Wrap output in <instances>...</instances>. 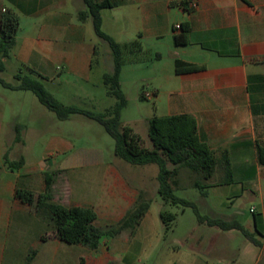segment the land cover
I'll list each match as a JSON object with an SVG mask.
<instances>
[{
  "label": "crops",
  "instance_id": "obj_1",
  "mask_svg": "<svg viewBox=\"0 0 264 264\" xmlns=\"http://www.w3.org/2000/svg\"><path fill=\"white\" fill-rule=\"evenodd\" d=\"M6 1L11 3L13 9H0V33L3 16L8 12L18 16L24 13L30 17H43L39 22L40 32L53 34L57 41L61 38L70 44L68 49V44L63 47L59 42L44 44L39 40L38 48L45 56L41 61L43 68L59 61L72 70L88 74L92 47L77 45L75 53L73 46L79 33L75 27L81 26L73 23L72 11L78 16V12L86 8L84 0ZM112 1L117 6L108 10L116 11L129 6L133 12L139 13V35L153 37L157 43L167 42L168 60L158 76L162 82H151L152 94L157 99L161 96L167 98L165 113L161 116L192 115L197 121L201 140L216 152L228 151L233 182L223 184L224 173L221 169L217 170L213 179V194L222 195L223 200L213 201L210 216L238 221L237 216L243 214L242 209L230 213L222 210L228 202H234L231 187L239 184L243 196L255 198L262 194L261 182L264 179V165L259 161V146L264 148V0H190L196 2L194 8L189 4L186 7L181 5L183 0ZM68 7L72 9L70 12ZM184 23L190 27L189 43L178 46L174 40V29ZM18 47L16 38L11 51L14 57L30 60L26 48L19 47L17 53ZM158 58L163 61L164 55L159 53ZM8 59L4 60L5 65ZM177 59L196 65L199 69L177 73ZM5 95L0 92L2 98ZM5 102L8 101L0 100V139L3 135ZM17 126H14L15 129ZM9 143L0 142L4 154ZM12 143H15V139ZM103 159L102 156H89L79 163L66 156L59 168L66 171V188L75 190L76 195L80 189V200L73 206L92 207L98 214V226L119 222L133 207L141 191L129 181L119 166L104 163ZM49 161L44 160L41 168L31 169H27L25 163L16 171L9 170L3 163L0 165V264H25L33 249H37L38 253L31 264H41L44 255L49 256L50 264H57L59 260L60 264H135L138 233L147 215L133 234L124 231L118 237L103 242L97 250L78 245L80 253L75 254L74 248H66L63 246L65 242L56 237L54 227L47 231L46 227H50L45 224L47 220L37 217L34 206L16 198L18 187L36 193L44 191V173L51 171L53 163L51 159ZM54 199L58 201L55 186ZM253 209L251 207L250 211ZM260 222L258 218L254 220L255 231L250 226L246 229L254 235L259 232ZM233 231L213 227V257L217 260L216 264H224L233 254L234 250L227 245V235ZM249 244L253 247L250 251L256 254L253 264H261L264 244L256 246L251 241ZM191 253L196 254L194 250Z\"/></svg>",
  "mask_w": 264,
  "mask_h": 264
},
{
  "label": "rangeland",
  "instance_id": "obj_2",
  "mask_svg": "<svg viewBox=\"0 0 264 264\" xmlns=\"http://www.w3.org/2000/svg\"><path fill=\"white\" fill-rule=\"evenodd\" d=\"M2 7L13 9L11 3L6 0L0 2V9ZM68 10L70 12L72 9ZM72 13L73 23L81 26L75 27L79 32L73 42L75 53L77 45L92 47L93 54L88 74L72 70L59 61L53 66L46 65L43 68L41 61L45 56L38 48L39 40L44 44L59 42L63 47L68 44V49L70 44L61 38L57 41L53 34L41 33L39 22L44 19L43 17H30L20 13V30L16 38L19 47L26 48L27 56L31 59L28 61L17 59L12 52L6 63V70L0 73V78L13 83L15 76L22 73L42 83L46 91L65 106L96 114L105 113L117 103L115 97L108 95L103 80L105 74L114 71L112 51L109 44L96 34L92 18L80 22L75 11ZM102 21L103 32L127 47L125 56L128 62L120 74V87L126 99V106L120 113V120L123 125L130 126L141 137L145 147L152 149L153 145L148 136V121L165 113L167 98L165 96L155 98L151 91V82L153 80L162 82L158 76L162 74L167 63L169 47L167 42L157 43L153 37L138 34L141 31L140 15L133 12L129 6L120 7L116 11L104 10ZM159 53L164 55L163 61H159ZM0 92L6 94L4 98L0 96V100L8 101L4 103L5 119L0 140L11 143L6 154L0 148V165L4 164L5 156L11 161L24 156L27 169L41 168L44 160L50 162L51 159L53 162L52 166L50 165L51 170L58 171L55 183L57 202L73 206L80 200V189L76 195L75 190L69 191L66 188V171L59 170L64 163L63 159L68 156L81 163L86 157L102 156L104 163L119 166L129 181L136 184L150 201V210L138 233V245L135 248L138 256L135 264H216L217 260L213 257V227L200 224L192 208L165 204L158 193L157 165L133 166L115 156V140L97 121L80 114L72 115L68 120H60L55 113L42 105L31 91H9L0 84ZM147 94L151 97H146ZM15 125H19L21 129L20 143H12L16 137ZM65 148L67 150H64ZM85 163L88 164L87 161ZM42 166L46 167L44 163ZM192 174L188 169L180 172L179 181L183 188L175 189L174 194L181 199L194 202L201 215L210 216L213 201L220 200L222 195L213 194V187L207 189L206 196L197 188L190 187L195 180ZM261 189L262 194L249 198L242 195L239 184L234 185L230 189L234 202H228L222 210L230 213L242 209L243 214L238 215L237 219L245 228L250 226L253 231L254 220L260 219L259 232H255L254 237L264 244V179L261 182ZM251 207L257 211L251 212ZM162 211L177 214L170 231H166L161 220ZM37 217L40 220H47L40 214ZM45 224L50 226L46 227L48 232L54 227L49 220ZM63 244L66 248H74L75 254L80 253L78 245ZM227 245L234 252L224 264H253L256 254L253 255L250 251L253 247L241 231L234 230L228 234ZM191 250L196 254L193 255ZM42 258L41 264L52 263L48 255ZM60 263V260L57 261V264ZM261 264H264V256Z\"/></svg>",
  "mask_w": 264,
  "mask_h": 264
},
{
  "label": "trees",
  "instance_id": "obj_3",
  "mask_svg": "<svg viewBox=\"0 0 264 264\" xmlns=\"http://www.w3.org/2000/svg\"><path fill=\"white\" fill-rule=\"evenodd\" d=\"M190 2L192 1L183 0L180 4L186 7ZM84 3L86 8L78 12L80 21L84 22L88 18H92L96 34L109 44L112 51L114 71L111 74H105L103 80L108 95L117 99L114 107L105 113L96 114L76 107L65 106L47 92L42 83L22 75V73L15 76L13 83L0 78V84L13 91L33 92L41 104L55 113L60 120H68L72 115L80 114L97 121L115 140V156L133 166H158V193L165 204L192 208L200 224L217 227L223 231H241L253 244L263 246L262 242L255 239L254 235L240 222L203 216L194 202L175 196V189L183 188L179 181V175L183 169H188L194 174L195 180L190 187L202 191L204 196L208 194L207 189L213 186L211 180L218 169L224 173L222 183H232L233 171L229 153L227 150L216 152L202 141L197 121L189 114L152 117L148 121V136L153 145L152 149L143 145L141 137L130 126L122 124L120 113L126 106V99L120 87V74L128 62L125 56L127 47L116 42L102 30V12L115 8L117 4L112 0H84ZM180 27L179 30L174 29V40L176 45L184 46L189 43L190 27L187 23L181 24ZM19 30V16L12 12L4 14L0 33V73L6 70L4 60L10 57ZM175 69L177 73H185L196 71L199 67L177 59ZM32 72L36 73L34 70ZM20 142H22V134L20 127L17 126L15 143ZM259 161L264 165V148L260 146ZM4 164L11 171L20 170L25 165V158L21 156L19 160L11 161L8 156H5ZM57 178L58 171H47L44 173L45 189L43 192L36 193L18 187L15 196L22 203L34 206L38 214L54 225L56 237L67 244L81 245L91 250H97L103 245V242L118 237L124 231H130L133 234L150 210V201L146 199L144 192L140 191L133 207L119 222L98 226L96 224L98 214L92 207L66 206L55 201L54 186ZM160 217L166 231H170L175 224L177 214L162 211ZM37 253L38 250L33 249L25 264H31Z\"/></svg>",
  "mask_w": 264,
  "mask_h": 264
},
{
  "label": "built area",
  "instance_id": "obj_4",
  "mask_svg": "<svg viewBox=\"0 0 264 264\" xmlns=\"http://www.w3.org/2000/svg\"><path fill=\"white\" fill-rule=\"evenodd\" d=\"M192 8H194L195 6H196V2L195 1H192V2H190V4H189ZM181 27H180V25H178V26H176V29L177 30H179ZM146 97H151V95L150 94H147L146 95ZM252 212L254 211V209L253 210H251Z\"/></svg>",
  "mask_w": 264,
  "mask_h": 264
}]
</instances>
